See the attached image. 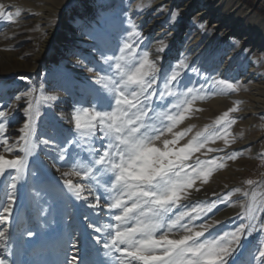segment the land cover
<instances>
[{"label":"rangeland","instance_id":"rangeland-1","mask_svg":"<svg viewBox=\"0 0 264 264\" xmlns=\"http://www.w3.org/2000/svg\"><path fill=\"white\" fill-rule=\"evenodd\" d=\"M47 1L0 0V264H264V114L236 141L245 118L222 131L227 113L207 105L236 91L185 49L204 2L238 22L264 16L195 0L159 62L152 33L184 0L165 18V0ZM216 19L200 23V46L222 35ZM68 24L76 34L63 44ZM241 63L248 74L253 62ZM245 135H257L252 148Z\"/></svg>","mask_w":264,"mask_h":264},{"label":"bare ground","instance_id":"bare-ground-1","mask_svg":"<svg viewBox=\"0 0 264 264\" xmlns=\"http://www.w3.org/2000/svg\"><path fill=\"white\" fill-rule=\"evenodd\" d=\"M160 1L161 0H154L155 3H158ZM165 1H166V4L162 5L164 6V9L161 12V17L163 15V18H165L166 15L168 14L167 13L168 10L171 7L173 8L176 7L179 2L178 0H165ZM221 2H224L225 4L229 3L227 0H221ZM194 3H195V0H184V3L181 5L182 6L181 8L182 17L180 16V18L177 19L175 23L171 22V26L169 25L170 27L167 26L166 28H164L161 26H157L156 28L157 31L152 33V26L156 23L155 18L152 19L148 27H146V30L152 33L151 42H152V46L155 52H157L156 50L158 48L157 47L158 44L161 45L160 46L161 47L160 58L158 59L159 62H161L164 59L165 52L170 51L171 49H174L176 47L177 44H176L175 38L177 37L178 30L181 26L182 18L185 17L190 12V9ZM77 7H80V8L75 9L74 13L78 15L86 14L84 5L80 1L77 2ZM216 10L217 8H211V6L209 7L207 2H204L203 5H201V7L197 9L195 13V17L192 22L193 23V26H192L193 28L191 29L192 30V35H191L192 43L190 44L187 43L185 46V49H187L190 54L189 60L192 59L194 61V59L198 58L199 60H201V62H203L204 66H203L202 71H204L205 68H208V66H212L211 68L214 69L213 74L217 75L218 78H221V79L226 77L227 78L226 81L236 91V93H232L231 95L225 92L224 93L216 92L215 95L212 98H210L209 103L207 105L209 108H216V109H219L220 111H224L227 113V115L230 114V112H232V115H233L232 119L230 116L228 117L226 115V116H223L222 120H220L219 122H216L217 126L220 127L222 131H224L227 128L229 120L235 121L236 118H245L244 121L235 122L234 123L235 125L233 126L232 130H230V135L235 134L238 136V138L235 139L236 141L239 139V136H240L239 129L242 128L241 126L251 124L252 120L255 119L256 115L264 114V98H260L261 96L260 94H258L259 85L262 84V81H261V78L257 79V76H256V73H258L259 71L262 72L261 74H264V20H261L260 17L252 14L251 17L247 19L242 18V20L238 22L239 19L228 17L227 14L226 15L217 14ZM213 19H216V20L213 21L211 25L213 29L212 32L214 33L215 31L221 30L220 32H222V35L215 42L213 40V36L209 35L207 38V41H205L204 44L200 46L201 38L204 37L206 33L205 29L200 27V23H203L206 25V22L211 23ZM160 20L162 21L163 19L160 18ZM52 30L53 29L50 30V34ZM74 32L75 31L72 25L68 24V31L65 32L67 34H64L63 36L62 42H65L63 44L70 43L69 40H67V37L70 36L69 38L71 39L74 36V34H76ZM164 33H166L165 36H163ZM212 42H214L213 43L214 45L212 46L213 50L211 52L209 51L210 53L207 54L206 47H208L210 43ZM2 54L3 52L0 51V61H1ZM248 59L251 60L253 63L250 67V70L248 71L249 73L246 74L244 72V66L242 65V63L241 64L239 63L241 61H246ZM247 80L249 81L246 82ZM257 105H260V106H257ZM191 107L194 110V106H191ZM195 111L197 110L195 109ZM202 113H204L205 121L210 120V118H207V115L209 113L208 110ZM243 132H244V129H243ZM252 132H254L253 128H252ZM254 136H257V135H254ZM254 136L250 137V136L245 135L244 138L243 137L240 138V141L242 143L248 142L250 144L249 146L252 148V144L257 140V138H253ZM237 146H240V145L237 144ZM187 151H192V146L191 147L188 146ZM199 153H195L194 155L199 154ZM186 154L187 153L185 154L182 153V155L184 156L179 154L178 157L179 158L188 157L189 155L188 154L186 155ZM241 154H242V151L239 149L236 152H234L233 155L235 157L237 156L238 159L236 160L243 161L245 157L244 155L241 156ZM219 155H216V157L214 158L216 160L214 162H217L218 159L222 157L221 155L220 156ZM218 167L219 168L222 167V163H219ZM201 172L203 173V175H205V177L206 175L210 173L209 171H206V169L202 170ZM222 173H223L222 171H218V172L214 171L211 177L208 179V181L211 182L210 184H208V186L212 185V186H215L216 189L217 188L219 189L220 188L219 185L224 182L223 180L224 177L221 175ZM227 179L229 180V182L232 183L233 179L226 176V180ZM229 192L230 194L235 193L234 190H230Z\"/></svg>","mask_w":264,"mask_h":264},{"label":"trees","instance_id":"trees-1","mask_svg":"<svg viewBox=\"0 0 264 264\" xmlns=\"http://www.w3.org/2000/svg\"><path fill=\"white\" fill-rule=\"evenodd\" d=\"M240 1L247 4L249 7H252L254 10H256L257 12L261 13L264 16V8L254 4V3H250V2H248V0H240Z\"/></svg>","mask_w":264,"mask_h":264}]
</instances>
